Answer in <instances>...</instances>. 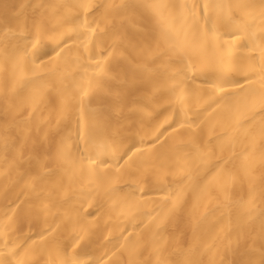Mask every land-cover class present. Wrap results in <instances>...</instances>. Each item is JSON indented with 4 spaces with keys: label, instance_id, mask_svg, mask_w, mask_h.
I'll list each match as a JSON object with an SVG mask.
<instances>
[{
    "label": "bare ground",
    "instance_id": "bare-ground-1",
    "mask_svg": "<svg viewBox=\"0 0 264 264\" xmlns=\"http://www.w3.org/2000/svg\"><path fill=\"white\" fill-rule=\"evenodd\" d=\"M0 264H264V0H0Z\"/></svg>",
    "mask_w": 264,
    "mask_h": 264
}]
</instances>
